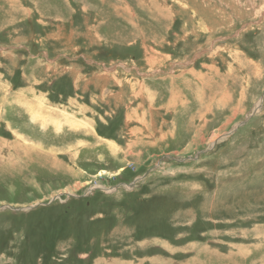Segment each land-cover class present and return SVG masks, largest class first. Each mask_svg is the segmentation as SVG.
<instances>
[{
    "label": "rangeland",
    "instance_id": "1",
    "mask_svg": "<svg viewBox=\"0 0 264 264\" xmlns=\"http://www.w3.org/2000/svg\"><path fill=\"white\" fill-rule=\"evenodd\" d=\"M129 263L264 264V0H0V264Z\"/></svg>",
    "mask_w": 264,
    "mask_h": 264
},
{
    "label": "bare ground",
    "instance_id": "2",
    "mask_svg": "<svg viewBox=\"0 0 264 264\" xmlns=\"http://www.w3.org/2000/svg\"><path fill=\"white\" fill-rule=\"evenodd\" d=\"M140 92V91H139ZM130 264V263H129Z\"/></svg>",
    "mask_w": 264,
    "mask_h": 264
},
{
    "label": "water",
    "instance_id": "3",
    "mask_svg": "<svg viewBox=\"0 0 264 264\" xmlns=\"http://www.w3.org/2000/svg\"><path fill=\"white\" fill-rule=\"evenodd\" d=\"M12 209V208H11Z\"/></svg>",
    "mask_w": 264,
    "mask_h": 264
}]
</instances>
